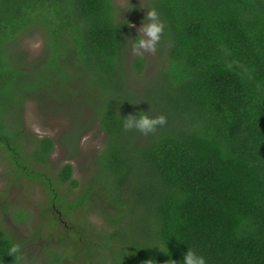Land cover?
<instances>
[{
    "label": "trees",
    "instance_id": "16d2710c",
    "mask_svg": "<svg viewBox=\"0 0 264 264\" xmlns=\"http://www.w3.org/2000/svg\"><path fill=\"white\" fill-rule=\"evenodd\" d=\"M149 7L164 23L160 61L138 88L127 75L131 20L115 0H0V148L40 177L30 166L46 163L53 141L30 136L18 108L53 79L82 78L104 143L87 187L71 199L50 189L64 214L97 208L104 220L75 241L80 264H168L187 247L206 264H264V0ZM33 27L47 52L27 70L14 46ZM130 65L140 73L144 59ZM139 111L166 122L148 134L124 130V116ZM71 171L62 164L54 182L75 187ZM13 244L0 223V264H22Z\"/></svg>",
    "mask_w": 264,
    "mask_h": 264
},
{
    "label": "rangeland",
    "instance_id": "374dc122",
    "mask_svg": "<svg viewBox=\"0 0 264 264\" xmlns=\"http://www.w3.org/2000/svg\"><path fill=\"white\" fill-rule=\"evenodd\" d=\"M146 1L115 0L118 14L131 20L133 33L128 41L127 75L130 85L138 88L151 77L160 61L155 49L143 51L144 66L140 73L130 65L136 55L131 50L132 41L146 10ZM14 49L21 53L23 68L38 67L45 61L47 52L44 32L37 27L23 32ZM83 86L82 78L72 77L63 83L58 77L25 94L18 108L21 126L30 136H49L53 141L46 163L33 161L30 166L38 170L40 177L25 171L20 162L0 148V223L17 239L22 264H80L82 257L75 241L80 240V235L94 234V229L105 225L99 209L66 210L64 214L63 207L55 205L50 194L54 190L58 198L71 199L87 187L93 176L95 156L104 143L103 131L93 117ZM78 125L73 139L69 134ZM22 139L26 149L24 159L31 145L26 137ZM64 163L72 167L71 178L77 181L75 187L54 182L57 170Z\"/></svg>",
    "mask_w": 264,
    "mask_h": 264
},
{
    "label": "clouds",
    "instance_id": "9594fccd",
    "mask_svg": "<svg viewBox=\"0 0 264 264\" xmlns=\"http://www.w3.org/2000/svg\"><path fill=\"white\" fill-rule=\"evenodd\" d=\"M163 30L164 23L158 11L154 7L147 8L140 25L136 28L131 50L137 55H142L143 51L154 52ZM165 122L166 117L163 114L150 115L147 111H139L124 116L122 128L124 130L135 129L142 134H148L154 132L158 125H164ZM18 247L13 244L9 249V254L17 252ZM168 264H206V257L193 248L187 247L181 259H168Z\"/></svg>",
    "mask_w": 264,
    "mask_h": 264
}]
</instances>
